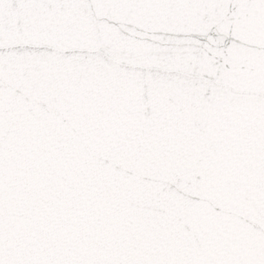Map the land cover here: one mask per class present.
<instances>
[{"label":"snow or ice","instance_id":"1","mask_svg":"<svg viewBox=\"0 0 264 264\" xmlns=\"http://www.w3.org/2000/svg\"><path fill=\"white\" fill-rule=\"evenodd\" d=\"M0 264H264V0H0Z\"/></svg>","mask_w":264,"mask_h":264}]
</instances>
